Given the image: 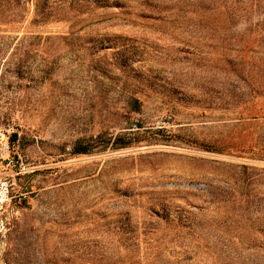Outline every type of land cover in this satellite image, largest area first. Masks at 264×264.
I'll list each match as a JSON object with an SVG mask.
<instances>
[{
    "label": "rangeland",
    "instance_id": "374dc122",
    "mask_svg": "<svg viewBox=\"0 0 264 264\" xmlns=\"http://www.w3.org/2000/svg\"><path fill=\"white\" fill-rule=\"evenodd\" d=\"M0 264H264V0H0Z\"/></svg>",
    "mask_w": 264,
    "mask_h": 264
},
{
    "label": "trees",
    "instance_id": "16d2710c",
    "mask_svg": "<svg viewBox=\"0 0 264 264\" xmlns=\"http://www.w3.org/2000/svg\"><path fill=\"white\" fill-rule=\"evenodd\" d=\"M75 151L76 153H86L88 152V148H85L82 144H77V146H75Z\"/></svg>",
    "mask_w": 264,
    "mask_h": 264
}]
</instances>
